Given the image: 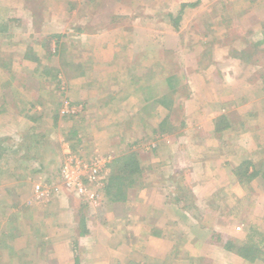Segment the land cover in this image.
Instances as JSON below:
<instances>
[{
  "label": "rangeland",
  "instance_id": "rangeland-1",
  "mask_svg": "<svg viewBox=\"0 0 264 264\" xmlns=\"http://www.w3.org/2000/svg\"><path fill=\"white\" fill-rule=\"evenodd\" d=\"M76 252L264 264V0H0V264Z\"/></svg>",
  "mask_w": 264,
  "mask_h": 264
},
{
  "label": "trees",
  "instance_id": "trees-1",
  "mask_svg": "<svg viewBox=\"0 0 264 264\" xmlns=\"http://www.w3.org/2000/svg\"><path fill=\"white\" fill-rule=\"evenodd\" d=\"M54 37V35H50V36H47L46 39L47 40V47H48V51H49V48H51V45H50V40ZM46 43V42H45ZM73 135H75V132L73 133ZM132 154V153H131ZM130 154V155H131ZM115 178H109L108 182H107V192L109 193L110 190L112 189V187H114V180ZM119 179L121 180V177L119 176ZM118 184V183H117ZM80 226H81V231H80V234H84V231H85V228H84V219H81L80 220Z\"/></svg>",
  "mask_w": 264,
  "mask_h": 264
},
{
  "label": "crops",
  "instance_id": "crops-1",
  "mask_svg": "<svg viewBox=\"0 0 264 264\" xmlns=\"http://www.w3.org/2000/svg\"><path fill=\"white\" fill-rule=\"evenodd\" d=\"M76 253H77V254H75V257H74V258H75V261H74V262H75V264H78V262H79V260H78V259H79V257H78L79 252H76ZM74 262H73V263H74Z\"/></svg>",
  "mask_w": 264,
  "mask_h": 264
}]
</instances>
